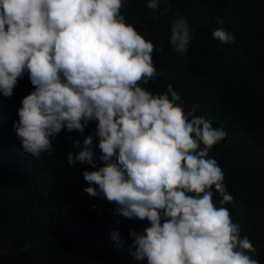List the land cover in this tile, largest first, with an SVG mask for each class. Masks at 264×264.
I'll list each match as a JSON object with an SVG mask.
<instances>
[{"label": "clouds", "instance_id": "1", "mask_svg": "<svg viewBox=\"0 0 264 264\" xmlns=\"http://www.w3.org/2000/svg\"><path fill=\"white\" fill-rule=\"evenodd\" d=\"M125 2L0 0V94L11 97L26 72L34 86L13 123L22 150L35 158L51 155L62 130L84 133L96 121L98 144L86 136L82 150L66 154L67 162L96 169L83 172L89 186L82 191L89 197L113 203L125 218L149 222L142 233L129 231L128 248L136 261L259 264L249 255L256 247L248 236L241 238L240 224L224 207L233 197L222 169L209 157L227 131L197 116L199 105L185 114L171 84L162 94L138 84L164 75L152 55L162 48L125 22ZM162 2L148 0L147 7L156 10ZM175 16L170 46L183 56L193 29L179 9ZM212 36L235 41L223 28ZM214 193L221 197L219 207ZM110 238L117 246L124 243L118 230Z\"/></svg>", "mask_w": 264, "mask_h": 264}, {"label": "trees", "instance_id": "2", "mask_svg": "<svg viewBox=\"0 0 264 264\" xmlns=\"http://www.w3.org/2000/svg\"><path fill=\"white\" fill-rule=\"evenodd\" d=\"M147 3L126 0L121 9L127 24L162 48L152 55L164 75L138 84L153 94L165 93L171 84L184 101L185 114L199 105L197 116L227 131L209 157L222 169L226 192L233 197L224 207L240 224L241 238L248 236L256 247L249 255L264 264V0H166L156 10ZM177 9L193 29L183 56L172 51L169 40ZM219 28L235 41L214 39ZM32 91L26 72L11 97L0 94V264H145L146 259L136 261L129 252V231L142 233L149 222L125 218L113 203L89 197L82 191L89 186L83 172L96 169L67 162L66 154L82 150L86 136L98 144L96 121L84 133L62 130L52 141L51 155L35 158L22 150L13 123ZM94 151L98 156L99 148ZM220 198L214 193L218 207ZM113 229L120 233L121 246L110 238ZM103 241L109 244L98 254Z\"/></svg>", "mask_w": 264, "mask_h": 264}, {"label": "water", "instance_id": "3", "mask_svg": "<svg viewBox=\"0 0 264 264\" xmlns=\"http://www.w3.org/2000/svg\"><path fill=\"white\" fill-rule=\"evenodd\" d=\"M105 244H107L106 242H103V245H105ZM103 245H101L100 246V248H99V251H98V254L101 252V250L103 249ZM11 252H9V253H6V254H10ZM97 254V255H98ZM117 255H118V257L119 258H121V255L119 254V252H117ZM95 258H97L98 256H94Z\"/></svg>", "mask_w": 264, "mask_h": 264}]
</instances>
